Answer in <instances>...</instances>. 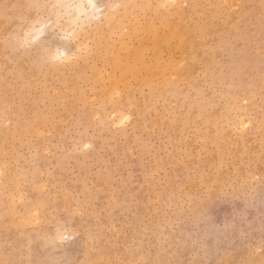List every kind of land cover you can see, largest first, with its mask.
Wrapping results in <instances>:
<instances>
[{"label": "rangeland", "instance_id": "obj_1", "mask_svg": "<svg viewBox=\"0 0 264 264\" xmlns=\"http://www.w3.org/2000/svg\"><path fill=\"white\" fill-rule=\"evenodd\" d=\"M0 264H264V0H0Z\"/></svg>", "mask_w": 264, "mask_h": 264}, {"label": "bare ground", "instance_id": "obj_2", "mask_svg": "<svg viewBox=\"0 0 264 264\" xmlns=\"http://www.w3.org/2000/svg\"><path fill=\"white\" fill-rule=\"evenodd\" d=\"M89 1H90V2H93V0H89ZM79 5H80V4H79ZM79 5H78V6H79ZM174 8H175V7H174ZM82 9H83V8L81 7V10H82ZM191 23H193V22H191ZM179 26H180V25H179ZM196 27H197V26H196ZM220 31H221V30H220ZM203 42H205V41H203ZM206 48H208V47H206ZM137 52H139V51H137ZM203 54H204V53H203ZM131 62H132V61H131ZM136 62H138V61H136ZM123 64H124V63H123ZM128 66H129V68L131 67V69H132V66H131L130 63H129ZM148 67H149V66H148ZM199 67H200V66H199ZM122 68L124 69V68H126V67L124 66V67H122ZM129 68L127 67L126 70H129ZM136 68H137V67H135V69H136ZM145 68H146V67H145ZM149 68H150V67H149ZM149 68H148V69H149ZM154 68H155V67H154ZM195 68H196V66H195ZM200 68H201V67H200ZM133 69H134V67H133ZM124 70H125V69H124ZM124 70H123V71H124ZM150 70H151V69H150ZM196 70H197V69H196ZM137 71H138V70H137ZM139 71H140V69H139ZM139 71H138V72H139ZM147 73H148V72H147ZM135 75H136V74H135ZM147 75H148V74H147ZM167 78H168V77H167ZM189 78H191V77H189ZM125 81H126V80H125ZM194 86H195V85H194ZM169 88H170V87H169ZM108 91H109V90H108ZM118 98H119V97H118ZM94 113H95V112H94ZM176 126H177V125H176ZM157 127H158V126H157ZM229 145H230V144H229ZM195 154H197V153H195ZM229 164H230V163H229ZM228 166H229V165H228ZM210 181H211V180H210ZM190 182H191V181H190ZM173 189H174V188H173ZM175 190H176V189H175ZM110 216H111V215H110ZM34 220H35V219H34ZM113 231H115V230H113Z\"/></svg>", "mask_w": 264, "mask_h": 264}, {"label": "snow or ice", "instance_id": "obj_3", "mask_svg": "<svg viewBox=\"0 0 264 264\" xmlns=\"http://www.w3.org/2000/svg\"><path fill=\"white\" fill-rule=\"evenodd\" d=\"M37 23H39V21H37Z\"/></svg>", "mask_w": 264, "mask_h": 264}]
</instances>
